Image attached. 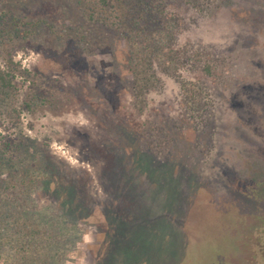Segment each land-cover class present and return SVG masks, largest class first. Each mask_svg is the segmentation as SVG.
Instances as JSON below:
<instances>
[{"label":"rangeland","instance_id":"rangeland-1","mask_svg":"<svg viewBox=\"0 0 264 264\" xmlns=\"http://www.w3.org/2000/svg\"><path fill=\"white\" fill-rule=\"evenodd\" d=\"M132 1L0 0V160L66 264H264V0Z\"/></svg>","mask_w":264,"mask_h":264},{"label":"trees","instance_id":"trees-1","mask_svg":"<svg viewBox=\"0 0 264 264\" xmlns=\"http://www.w3.org/2000/svg\"><path fill=\"white\" fill-rule=\"evenodd\" d=\"M115 1L95 0L105 10L104 19L123 16L118 14L115 4L124 7L126 15L134 10L132 0ZM140 12L141 16H155L150 8ZM15 77L12 68L0 70L1 88H13ZM8 165L0 160V260L5 264H66L75 246L74 232H68L66 221L54 214L32 212L35 206L32 207L30 192L40 184L38 172L29 181L22 180L8 172L12 168ZM6 173L8 178H3Z\"/></svg>","mask_w":264,"mask_h":264},{"label":"flooded vegetation","instance_id":"flooded-vegetation-1","mask_svg":"<svg viewBox=\"0 0 264 264\" xmlns=\"http://www.w3.org/2000/svg\"><path fill=\"white\" fill-rule=\"evenodd\" d=\"M263 250H264V247H263ZM264 252V251H263Z\"/></svg>","mask_w":264,"mask_h":264}]
</instances>
